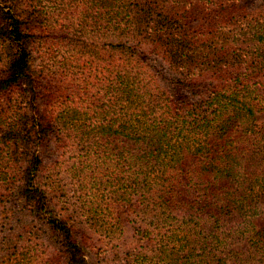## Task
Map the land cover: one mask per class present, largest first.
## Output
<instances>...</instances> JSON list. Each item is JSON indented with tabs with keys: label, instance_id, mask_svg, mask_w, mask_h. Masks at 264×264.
Here are the masks:
<instances>
[{
	"label": "trees",
	"instance_id": "16d2710c",
	"mask_svg": "<svg viewBox=\"0 0 264 264\" xmlns=\"http://www.w3.org/2000/svg\"><path fill=\"white\" fill-rule=\"evenodd\" d=\"M258 114L264 0H0L3 224L44 225L62 264H110L125 220L139 246L116 264H264ZM49 147L72 160L63 215ZM77 225L110 248L90 260ZM30 239L2 242L0 264H53Z\"/></svg>",
	"mask_w": 264,
	"mask_h": 264
},
{
	"label": "rangeland",
	"instance_id": "374dc122",
	"mask_svg": "<svg viewBox=\"0 0 264 264\" xmlns=\"http://www.w3.org/2000/svg\"><path fill=\"white\" fill-rule=\"evenodd\" d=\"M46 48H40L38 50V53H36V68H38L41 65H45L46 62H49V55L45 54ZM152 62L155 63L157 66H160L159 70L162 72L163 80H161V83L169 84L168 87H172V84L169 82V80H173V75L166 69V66L163 62H161L159 59H152ZM49 83L48 78L42 80V84H48ZM165 85V84H164ZM60 91H62L64 85H58L57 86ZM41 112L43 111V107H40ZM264 119V116L262 114H258V122H262ZM52 147H49L48 149L43 151L44 159H45V170L44 174H50L51 172H59L61 176V184H60V191H58L57 198L53 199V201L57 202L56 204V210L60 214H65L62 208V202L65 200L64 196L67 195V197L71 196V180L68 172V167L71 165L72 160H70L68 157L69 155H62L61 150H52ZM72 202V198L69 200ZM6 203L2 204L0 203V254L2 249V242L8 243L11 242L13 239L15 242L21 241V244H23L24 240L23 238H31L30 240L33 242V244H36L37 250H39V253L45 259L50 261V263L56 264L57 262H62L64 259L62 258V253L60 251V245L57 243L56 238L54 235H52L51 231L47 229L44 225L37 224L35 227L31 228L33 225H35V222L30 221V224L27 223V227L25 228L26 231H24V234H22L21 230H15L11 231L10 225L3 224L5 222V218L7 217V214L10 213V209L15 208L16 209V198L13 195H7L6 196ZM61 207V208H60ZM69 213V212H68ZM30 229H32L30 231ZM31 232L30 234L28 233ZM23 236V237H22ZM75 238L78 242L86 244L88 246L87 251L89 252V259L94 260L95 252L98 247L102 248H110V245H106L105 242L100 240L98 236L94 233H92L90 230L83 228L81 225H77L75 229ZM87 238H90L91 240H88ZM95 245V249L94 246ZM139 242L134 236L133 231V225L125 220L124 222V234L122 238L114 243V253L109 252V254L104 253V257L106 261H108L110 264H116L119 263L117 256L119 257L122 255V253L125 250L131 249L132 247H138ZM117 256H115L116 254ZM1 261V259H0Z\"/></svg>",
	"mask_w": 264,
	"mask_h": 264
}]
</instances>
